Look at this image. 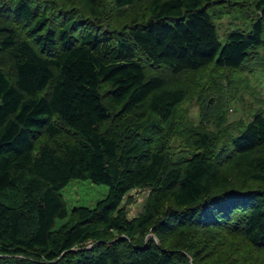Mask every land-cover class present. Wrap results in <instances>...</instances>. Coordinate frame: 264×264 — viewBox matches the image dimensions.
Instances as JSON below:
<instances>
[{
  "label": "trees",
  "instance_id": "1",
  "mask_svg": "<svg viewBox=\"0 0 264 264\" xmlns=\"http://www.w3.org/2000/svg\"><path fill=\"white\" fill-rule=\"evenodd\" d=\"M254 68L264 0H0V264H264V111L221 87ZM72 179L108 193L53 229Z\"/></svg>",
  "mask_w": 264,
  "mask_h": 264
},
{
  "label": "rangeland",
  "instance_id": "2",
  "mask_svg": "<svg viewBox=\"0 0 264 264\" xmlns=\"http://www.w3.org/2000/svg\"><path fill=\"white\" fill-rule=\"evenodd\" d=\"M231 17H224L216 20L218 28V37L221 43L225 42L226 33L230 29ZM234 24L243 22V19L232 20ZM232 24V23H231ZM238 82L240 90L232 89L226 84L225 79H221V87L223 99L227 105V120L234 122L238 120L249 121L253 114L258 110L264 111V68H254L246 72L245 76H241ZM217 86V85H215ZM232 86H237L236 82ZM197 96L192 98L188 103L182 105L188 114V118L192 122L199 120V102ZM149 188H135L129 191L126 198L127 218L136 217L144 206ZM60 193L65 201L68 216L65 218H56L53 229L60 227L69 219L70 213L75 207L87 206L94 207L97 201L103 199L108 193V186L105 184L93 183L87 179H72L61 190Z\"/></svg>",
  "mask_w": 264,
  "mask_h": 264
}]
</instances>
